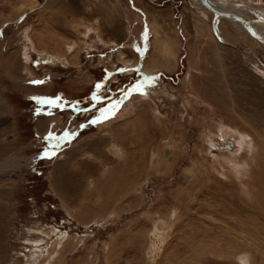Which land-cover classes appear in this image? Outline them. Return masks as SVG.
I'll return each instance as SVG.
<instances>
[{"label": "rangeland", "instance_id": "1", "mask_svg": "<svg viewBox=\"0 0 264 264\" xmlns=\"http://www.w3.org/2000/svg\"><path fill=\"white\" fill-rule=\"evenodd\" d=\"M0 31V264H264L263 43L200 0H0Z\"/></svg>", "mask_w": 264, "mask_h": 264}, {"label": "snow or ice", "instance_id": "2", "mask_svg": "<svg viewBox=\"0 0 264 264\" xmlns=\"http://www.w3.org/2000/svg\"><path fill=\"white\" fill-rule=\"evenodd\" d=\"M4 35V32L3 31H0V36H3ZM156 77H148L146 80L144 81H137L135 82L133 85L130 86L131 88V91L132 92H136V93H140L142 95H146V94H149L148 91H146V85H148L149 87L151 86V83H155L156 81ZM31 83L33 84H42L44 83V81H41V80H34V81H31ZM96 87L98 89L102 88V85L101 84H97ZM33 100H35V102L38 104V105H55L57 103V99L58 98H52V97H46V96H35V97H32ZM118 103V102H117ZM43 111V108H39L37 109V112H41ZM114 114V113H113ZM93 123H96L97 121H92ZM83 127V125H82ZM61 139V137H53V134L52 133H49L48 137H46V139ZM67 134L63 137V139L67 140ZM59 146V145H57ZM44 155L45 156H48L49 153L48 151H45L44 152ZM51 155H55V152H52Z\"/></svg>", "mask_w": 264, "mask_h": 264}, {"label": "water", "instance_id": "3", "mask_svg": "<svg viewBox=\"0 0 264 264\" xmlns=\"http://www.w3.org/2000/svg\"><path fill=\"white\" fill-rule=\"evenodd\" d=\"M200 3L205 8H207L208 10H210L211 12H213L217 16L228 17V18H232V19L238 21L243 26H245V28L247 29V31L249 32V34L252 37H254L255 39H257L258 41H260L261 43L264 44V36L261 34V32H259V30H257L255 25H253V23L251 21L243 18L242 16H240L238 14L229 13V12H222V11L218 10L217 8H215V6L211 2V0H200Z\"/></svg>", "mask_w": 264, "mask_h": 264}, {"label": "bare ground", "instance_id": "4", "mask_svg": "<svg viewBox=\"0 0 264 264\" xmlns=\"http://www.w3.org/2000/svg\"><path fill=\"white\" fill-rule=\"evenodd\" d=\"M212 2V1H211ZM213 3V2H212ZM214 4V3H213ZM214 6H215V8H217L218 10H220V11H222V12H229V13H234V14H238V15H240V16H242L243 18H245V19H247V20H249L248 18H246L245 16H243V15H241L240 13H237V11H232V10H225L223 7H219V5L217 6V5H215L214 4ZM218 17H220V18H226V19H229V20H231L234 24H235V26H237V27H240V28H242V29H244V30H247L246 28H245V26H243L241 23H239L238 21H236V20H234V19H232V18H228V17H223V16H218ZM250 21V20H249ZM252 23H253V25H255V27L257 28L258 26H257V24H259V22L256 24L255 22H253V21H251ZM260 27H261V25H260ZM260 27H258V29L257 30H259V32H261V34L264 36V31L260 28ZM213 139V138H212ZM216 141V140H215ZM231 142V141H230ZM215 144H216V142H215Z\"/></svg>", "mask_w": 264, "mask_h": 264}]
</instances>
